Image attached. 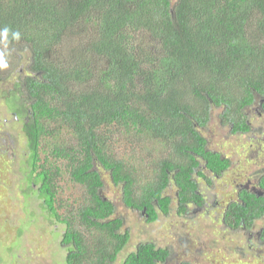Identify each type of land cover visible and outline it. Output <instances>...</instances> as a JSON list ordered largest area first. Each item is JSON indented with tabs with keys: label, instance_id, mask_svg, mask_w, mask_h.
<instances>
[{
	"label": "trees",
	"instance_id": "1",
	"mask_svg": "<svg viewBox=\"0 0 264 264\" xmlns=\"http://www.w3.org/2000/svg\"><path fill=\"white\" fill-rule=\"evenodd\" d=\"M4 27L0 53L28 57L9 105L29 113L27 178L47 218L63 226L65 264H112L129 243L95 165L146 221L157 219L155 208L167 214L169 186L182 214L200 200L198 166L226 167L197 127L221 108L220 119L242 130L244 109L264 97V0H0ZM117 135L137 155L117 154ZM63 173L84 189L70 204L56 198ZM239 200L222 214L231 228L264 213V197ZM168 255L143 242L121 264H163Z\"/></svg>",
	"mask_w": 264,
	"mask_h": 264
},
{
	"label": "rangeland",
	"instance_id": "2",
	"mask_svg": "<svg viewBox=\"0 0 264 264\" xmlns=\"http://www.w3.org/2000/svg\"><path fill=\"white\" fill-rule=\"evenodd\" d=\"M15 52L22 51L18 49ZM5 60L8 67L0 68V264H65L66 251L58 245L63 234V226L47 218V211L42 207V201L37 196V185L32 184V180L27 178L28 168L25 163L28 151L25 136L21 130V122H14L9 113L12 106L9 105L8 100L12 95H7V91L27 73L28 57L26 58L25 55L23 59L17 61L16 57L8 56ZM252 111L251 115L254 117L256 114L254 110ZM218 112L219 110L210 111L208 124L204 130H201V134L210 141V150L225 155H233V151H237V157L232 158H237L238 164L242 165L244 162L242 146L245 143L227 135L228 127L226 125L221 127L218 124ZM253 120L251 118V121ZM118 136V141L113 143L117 154H130L132 147L121 141ZM47 147L45 146V149ZM132 153L137 155L135 151ZM49 162L48 166H50ZM151 164L153 163L150 162ZM150 165L143 171H151ZM60 166L64 170V166L62 164ZM254 167L256 168L255 164ZM94 168L100 174L103 183L101 196L113 203L115 216L122 220V229L129 234L128 245L112 264H121L124 257L132 252L136 245L143 242H151L156 247L169 250L171 256L164 264L182 262L264 264V249L257 253L248 252L247 248L241 247L244 248L241 249L239 244L237 249H234V237L230 232L221 229L218 224L213 230L205 221L189 220L177 215L175 191L172 186H169L164 193L170 198L167 214L157 213L156 221L147 222L143 214L123 206L119 188L109 183L107 172L98 165ZM197 170L201 171L202 168ZM204 176L206 183L209 180L211 183L207 184L209 190L203 186L202 191L210 197L212 195L209 191L217 194L216 198L219 195L220 200L224 202L218 200L220 206L224 207L226 200L232 195L230 183L226 180L216 183L205 171ZM198 180L200 184V178ZM202 182L205 183L203 180ZM55 184L58 192L56 198H59L61 203L64 200L70 204L84 194L83 187L73 183L65 173L59 180L56 179ZM219 212V208L217 211H210L215 217H219Z\"/></svg>",
	"mask_w": 264,
	"mask_h": 264
},
{
	"label": "flooded vegetation",
	"instance_id": "3",
	"mask_svg": "<svg viewBox=\"0 0 264 264\" xmlns=\"http://www.w3.org/2000/svg\"><path fill=\"white\" fill-rule=\"evenodd\" d=\"M12 89L7 91V95H10V92L13 91ZM13 94V93H12ZM10 102V100H8ZM8 102V103H9ZM12 106V105H11ZM14 107L12 106V109ZM10 110V115L14 122H21V130L23 127V124L28 119V112L26 111L23 113V110H20L19 112H15L14 109ZM212 110H219L217 114L218 118V124L222 127L226 125L228 127L227 135L230 137H236L242 142L245 143L244 146V156H243V164H238L237 157L238 152L233 151V155L231 154H223L216 150H210L209 144L210 141L207 140L206 137H203L201 134V130H204L208 124H206L205 127H197V132L199 135L204 139L205 141V149L210 151L213 155H217L218 159L222 161V163H226L225 168H220L218 173H213L206 169L205 165L202 164L198 168H202L200 171L201 176H199L197 173L193 174V181L196 185V194L200 198L197 204L195 203H187L184 204V212L180 214L178 212V200H176L177 204V215H182L189 220H197V221H205L206 225L211 227L213 230L216 229V224L221 226V229H224L231 233V236L234 237L235 242V248L237 249L238 244L239 247H244L248 249V252H259L260 250L264 249V213L261 217H255L251 220V223L245 224L242 221H240V226H235V228H231V226L225 224V219L222 218L223 211L227 209V206L232 203H240L239 196L241 193L245 192L246 194H250L254 197H264V97L255 95V101L248 107H246L243 111L244 116V128L242 130H235L233 128L232 124H229L228 122H224L220 119V115L222 114L221 108H214ZM255 112V116L253 117L251 115V112ZM210 118V114H209ZM251 118L253 120H261L262 122H256L251 121ZM241 147V146H240ZM242 154V153H241ZM254 164L256 165V168L254 167ZM197 168V169H198ZM204 171L208 173L209 176L213 178V180L216 183H221L224 180L228 181L231 185V193L232 195L226 200L225 206H220V196L216 198L215 193L209 191L211 193L212 197H210L207 193H204L202 191L203 186H206L209 190L210 187L207 186V184H210L211 181H207L204 176ZM200 178V184L199 179ZM203 181L205 183L203 184ZM214 187V186H213ZM174 197L178 199L177 194H174ZM222 198V196H221ZM219 200V201H218ZM223 200V198H222ZM224 203V202H222ZM170 205V204H169ZM168 205V206H169ZM240 205H242L240 203ZM220 209L219 217H215L214 214L210 213V211H217V209ZM169 211V209H168ZM155 212L160 213L156 208ZM145 216V221L147 220V215L144 214V210L141 212ZM161 214V213H160ZM156 221V219L154 220ZM151 221V222H154ZM148 222V221H147ZM123 225V222H122ZM123 227V226H122ZM122 231H124L122 229ZM61 247L60 242H58ZM159 248V247H158ZM241 248V249H244ZM166 249V248H162ZM168 252L169 250L166 249ZM243 251V250H241ZM171 254L169 252V255L164 263L167 262V260L170 258ZM163 263V264H164ZM181 264V263H180Z\"/></svg>",
	"mask_w": 264,
	"mask_h": 264
},
{
	"label": "clouds",
	"instance_id": "4",
	"mask_svg": "<svg viewBox=\"0 0 264 264\" xmlns=\"http://www.w3.org/2000/svg\"><path fill=\"white\" fill-rule=\"evenodd\" d=\"M9 28L8 27H4L3 29H0V37H2L3 39L7 38L8 32H9ZM15 36L17 38H19L20 36V32L19 31H15ZM8 64L7 61L4 58V54L0 53V68H7Z\"/></svg>",
	"mask_w": 264,
	"mask_h": 264
}]
</instances>
